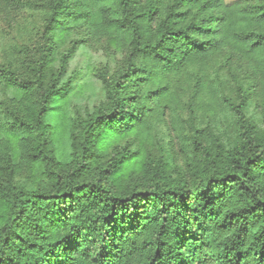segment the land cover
Instances as JSON below:
<instances>
[{
  "label": "trees",
  "instance_id": "obj_1",
  "mask_svg": "<svg viewBox=\"0 0 264 264\" xmlns=\"http://www.w3.org/2000/svg\"><path fill=\"white\" fill-rule=\"evenodd\" d=\"M27 10L40 40L0 63V264H264V0H0ZM96 42L103 96L70 113Z\"/></svg>",
  "mask_w": 264,
  "mask_h": 264
},
{
  "label": "rangeland",
  "instance_id": "obj_2",
  "mask_svg": "<svg viewBox=\"0 0 264 264\" xmlns=\"http://www.w3.org/2000/svg\"><path fill=\"white\" fill-rule=\"evenodd\" d=\"M227 2L233 0H226ZM44 23V15L37 11H20V12H0V63L13 61L17 56L19 48L24 51L31 52L34 44L40 40L41 27ZM104 42L92 43L87 49L78 53V55L71 61L72 69H83L81 74L73 80L75 82L72 94L76 98H69L66 108L70 113H73L75 107H91L98 99L103 96L102 85L97 77L98 73L102 71L104 64L107 61ZM122 55H117V60H120ZM114 67V65H113ZM5 93L4 88L0 85V97ZM53 122L56 126L59 124L57 115H53ZM58 123V124H57ZM58 132V127H56ZM168 131V117L161 125V132ZM124 143V142H123ZM167 143V142H166ZM168 146V145H167ZM142 152V147L138 148ZM174 161L178 165L185 166V156L181 152V147L176 142L174 148ZM135 171H139V167H134ZM26 174H21V178H25Z\"/></svg>",
  "mask_w": 264,
  "mask_h": 264
}]
</instances>
